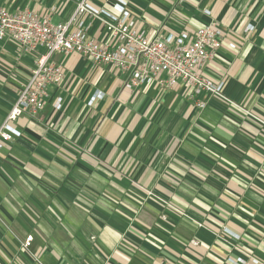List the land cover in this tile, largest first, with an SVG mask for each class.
Listing matches in <instances>:
<instances>
[{
	"label": "crops",
	"instance_id": "1",
	"mask_svg": "<svg viewBox=\"0 0 264 264\" xmlns=\"http://www.w3.org/2000/svg\"><path fill=\"white\" fill-rule=\"evenodd\" d=\"M78 1L0 8L60 24ZM124 1L148 37L214 24L221 48L199 72L221 93L182 83L129 91L115 68L54 54L62 82L0 150V264H264V0ZM88 3L111 12L114 1ZM82 20L109 42L99 19ZM35 59L0 43V125Z\"/></svg>",
	"mask_w": 264,
	"mask_h": 264
},
{
	"label": "built area",
	"instance_id": "2",
	"mask_svg": "<svg viewBox=\"0 0 264 264\" xmlns=\"http://www.w3.org/2000/svg\"><path fill=\"white\" fill-rule=\"evenodd\" d=\"M113 1L112 11L108 12L95 9L88 0H79L70 19L60 24H51L31 11L9 13L0 8V43L13 42L21 54H33L36 58L28 83L19 91L0 125V150L14 137H20L13 124L23 116L35 118L46 105L48 88L62 82L61 68L50 62L54 54L74 53L93 66L115 68L126 74L123 88L129 91L151 84L171 90L182 83L194 94L221 93V83L215 84L199 72L212 62L221 48V35L214 24L197 29L193 35L183 32L148 37L142 31L141 20L129 9L128 2ZM84 17L99 19L109 42L98 44L90 38L84 29ZM72 26H75L74 30H71ZM229 47L234 48L232 44ZM101 96L97 94V97ZM53 107L60 110L61 99H57ZM196 107L203 109L204 104L197 103ZM32 240L27 236L20 243L21 247L28 249ZM33 260L35 264H42L38 257L34 256ZM227 263L245 264L241 259H227ZM251 264L259 262L251 260Z\"/></svg>",
	"mask_w": 264,
	"mask_h": 264
}]
</instances>
